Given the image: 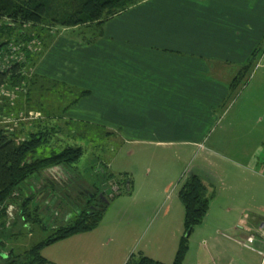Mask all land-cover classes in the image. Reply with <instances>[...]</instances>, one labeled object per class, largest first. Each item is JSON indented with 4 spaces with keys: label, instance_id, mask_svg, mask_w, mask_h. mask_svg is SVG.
I'll return each mask as SVG.
<instances>
[{
    "label": "crops",
    "instance_id": "crops-1",
    "mask_svg": "<svg viewBox=\"0 0 264 264\" xmlns=\"http://www.w3.org/2000/svg\"><path fill=\"white\" fill-rule=\"evenodd\" d=\"M76 29L63 28L49 36L32 70L40 81L31 88L30 99L35 102L33 94L44 90L63 91L64 85L89 91L63 118L51 116L55 123L90 124L93 127L87 128L110 133L107 142L195 147L221 121L233 95L232 79L264 38V0H144L108 20L102 36L92 42ZM260 74L259 83L264 80V72ZM63 94L61 108L74 101ZM41 107L43 117L53 114L45 103ZM23 111L40 113L28 103ZM222 134L218 143L226 141ZM71 135L77 133L71 131L67 138ZM254 175L264 181L262 173ZM227 178H219L226 204L213 209L210 202L203 222L215 227L200 231L207 232L201 241L189 240L184 264H264V214L258 213L257 194L240 191L226 183ZM179 241L175 237L169 244L163 242L160 261L173 262ZM44 257L48 264L127 260L121 251L97 249L64 252L52 260Z\"/></svg>",
    "mask_w": 264,
    "mask_h": 264
},
{
    "label": "rangeland",
    "instance_id": "rangeland-1",
    "mask_svg": "<svg viewBox=\"0 0 264 264\" xmlns=\"http://www.w3.org/2000/svg\"><path fill=\"white\" fill-rule=\"evenodd\" d=\"M79 29L81 28L76 29L75 33L82 35L84 32ZM62 31L63 27H56L52 35L56 36ZM70 33L73 32H68ZM85 34L92 38V29ZM47 35L41 43L44 47L51 36ZM42 46H39V49ZM253 53L250 70L233 92L221 121L201 145L159 146L125 142L120 139H110L107 142L102 131L95 132L92 138L91 128H87L86 123L84 126L75 123L74 129L68 127L69 131L76 132L77 135L68 137L67 143L82 146L85 151L83 157L72 166L57 168L50 172L51 174L39 175L28 185L30 189L27 193L37 202L41 218L48 229L44 230L35 223L23 225L19 216L20 203L15 200L12 202L15 219L10 226L0 230V234H4L2 240L5 241L2 257H6L11 250L17 255L22 254L49 236L54 227L66 222L65 217L68 214L70 217L77 214L84 207L86 197L93 193L91 187L95 183L100 184L105 166H109L112 173H128L132 177V195L111 199L107 213L95 230L46 247L42 251L43 257L45 255L52 260L64 252L76 253L79 249H97L121 251L124 258L127 257L125 264H129L133 254L135 260L142 251H145V256L160 261L159 250L164 247L163 242L169 244L173 238L181 239L186 235L185 208L178 193L182 180L190 174L199 175L208 188L212 184L213 209L226 204L224 192L220 197L222 183L219 178L228 177L225 182L229 185L242 192L250 190L251 193L257 194V205L261 208L258 213L263 215L264 210H261L264 209V181L254 174L264 175V80L259 83L260 73L264 72V38L260 39ZM12 101H16L15 98ZM7 104L3 107L5 110H0V126L5 121L10 128H15L18 122L27 123L33 121L30 120L33 118L41 119L35 113L29 115L23 111L17 114L15 105ZM231 122H234L233 127L223 131ZM81 126L84 129H81ZM61 127L66 131L63 124ZM15 130L22 133L19 140L25 138L23 128L17 127ZM84 133L89 136L79 139L85 136ZM221 134L226 141L218 143ZM57 139V136L54 137L51 143L56 144ZM109 187L113 188V194L109 195L112 198L119 190L113 182L104 188L107 191ZM203 222L194 228L189 237L190 241L194 239L199 242L203 235L214 229L215 226L211 223L205 225Z\"/></svg>",
    "mask_w": 264,
    "mask_h": 264
},
{
    "label": "trees",
    "instance_id": "trees-1",
    "mask_svg": "<svg viewBox=\"0 0 264 264\" xmlns=\"http://www.w3.org/2000/svg\"><path fill=\"white\" fill-rule=\"evenodd\" d=\"M142 1L144 0H0V92L2 90L13 92L16 100H8L9 97L6 96L1 97L0 110H5L4 105L9 103L15 105L16 113L20 114L24 105L28 103V108L39 110L40 113L36 115L41 117V119L33 118L31 119L33 121L27 123L18 122L15 128H10L5 121L0 126V205L6 204L0 214L1 221L6 216L7 206L18 200L19 216L23 225L35 223L47 230L48 227L41 218L37 202L27 193L30 189L28 185L47 169L72 166L83 157L85 152L82 146H72L67 143V135L71 132L68 127L72 128L75 124L71 126L69 123L63 124L66 130L64 131L53 119L63 118L65 111L88 96L89 91L78 92L64 85L61 93L56 88L52 91L36 92L33 94L34 99L36 98L35 102L28 97L31 88L40 81V77L33 75L32 70L43 54L44 46L41 45L43 38L47 34L51 35L54 28L59 26L67 29L85 28L84 34L92 29V38L87 41L92 42L102 36V28L108 20ZM37 46L42 47L38 50ZM253 56L254 53L232 79L230 84L232 92L242 83L250 70ZM25 69L31 71L29 76L23 73ZM63 92L69 94L68 99L74 97V101L61 108L60 96L64 95ZM44 103L52 109L53 114L43 117L41 106ZM18 107L20 109H17ZM51 116L54 118L52 119ZM28 124L30 128H26ZM79 124L83 125L81 122ZM85 125L91 126L87 123ZM17 127L25 130L24 139L19 140L22 133L15 130ZM97 131L101 132V129L91 128L92 138ZM105 134L110 136V133ZM84 135L79 139L89 136L85 133ZM56 136L58 137L56 144L51 143ZM103 175L101 181L99 180L100 184L95 183L91 187L93 193L86 197L84 207L77 214L57 225L49 236L22 254L17 255L11 250L6 257H2L5 241L2 240L4 234L1 232L0 264H48L49 261L42 255L46 247L95 230L107 213L110 200L116 196L132 195L133 192V180L128 173L115 174L109 171V166H105ZM110 182H113L119 190L112 198L109 195L113 194V188L109 187L107 191L104 188ZM213 194L197 174H190L182 180L178 195L185 208V233L189 230L192 233L196 226L202 224ZM2 225L6 227L4 222ZM189 237L185 235L180 239L171 264H184L189 251ZM133 256L129 264H167L143 254H139L135 260Z\"/></svg>",
    "mask_w": 264,
    "mask_h": 264
},
{
    "label": "built area",
    "instance_id": "built-area-1",
    "mask_svg": "<svg viewBox=\"0 0 264 264\" xmlns=\"http://www.w3.org/2000/svg\"><path fill=\"white\" fill-rule=\"evenodd\" d=\"M39 45H40V44H39ZM37 48H38V46H37ZM35 49H36V48H35ZM35 49H34V50H35ZM38 50H39V48H38ZM23 73H24L26 76H29L30 73H31V71H30L29 69H25V71H24ZM3 96L9 97V98H11L12 100L15 98V94H13V92H7V91H5V90H2V91L0 92V98L3 97ZM12 100H11V101H12ZM57 168H60V169H61V168H64V167H62V166L53 167V168L47 169L44 173H45V174H48V173L51 174L50 172H54V170H56ZM54 174H55V173H54ZM5 206H6V204L0 205V214H1V212L3 211V209H4ZM14 210H15V208H14L13 204H9V205L7 206L6 216H5V218H4L3 221L0 220V230H1L2 227H3L2 222L5 223V226H6V227H8V226H10V225L12 224L13 220L15 219V217H14ZM248 242H249V243L252 242V238H251V237L248 238Z\"/></svg>",
    "mask_w": 264,
    "mask_h": 264
},
{
    "label": "water",
    "instance_id": "water-1",
    "mask_svg": "<svg viewBox=\"0 0 264 264\" xmlns=\"http://www.w3.org/2000/svg\"><path fill=\"white\" fill-rule=\"evenodd\" d=\"M102 196V195H101ZM57 215H58V213H57ZM70 214H68L66 217H65V221H67L69 218H70ZM54 228H57V226L56 227H54ZM190 234H191V230H189L187 233H186V237L188 238L189 236H190Z\"/></svg>",
    "mask_w": 264,
    "mask_h": 264
}]
</instances>
